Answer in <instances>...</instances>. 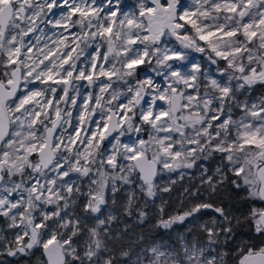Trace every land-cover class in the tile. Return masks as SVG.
I'll use <instances>...</instances> for the list:
<instances>
[{
  "label": "snow or ice",
  "instance_id": "snow-or-ice-1",
  "mask_svg": "<svg viewBox=\"0 0 264 264\" xmlns=\"http://www.w3.org/2000/svg\"><path fill=\"white\" fill-rule=\"evenodd\" d=\"M257 85L264 0H0V256L227 264L242 220L264 238ZM193 168L210 193L242 191L248 211L193 201L158 226L188 221L201 235L130 239L129 221L145 224L148 201L176 183L165 172ZM202 210L216 215L201 222ZM233 251L264 264V247Z\"/></svg>",
  "mask_w": 264,
  "mask_h": 264
},
{
  "label": "rangeland",
  "instance_id": "rangeland-1",
  "mask_svg": "<svg viewBox=\"0 0 264 264\" xmlns=\"http://www.w3.org/2000/svg\"><path fill=\"white\" fill-rule=\"evenodd\" d=\"M122 5L127 4L129 6V10H131L132 6L135 4V0H121ZM190 4L191 0H187ZM192 55L197 58L200 57L199 53H193ZM254 96H260L253 92ZM79 102V101H78ZM75 115V112H74ZM71 131V129H69ZM208 168V174H211L217 164L219 163L218 157H214L208 161L202 162ZM184 171L186 174L183 178L180 177L179 172ZM171 176L176 180V183L171 185L170 192H159L157 198L155 200H149L145 210L148 213L147 220L143 225H137L135 220H130L129 223L132 225L130 229V239L133 241L137 236H144L148 243H151L155 240L157 243L163 242L166 245L178 246V241L181 236H189L187 229H192V234L199 236L201 235L199 229L194 225L190 224L188 221H185L183 224L177 223L174 224L170 229H164L168 231L170 234V238L166 239V237L153 238L152 234L155 232V227H158V221L161 217L167 218L169 215H177L182 213L187 207L191 206L193 201H205L210 198V193L207 190V185L202 183V176L200 170L193 169H184L178 170L177 172L167 173L165 172L162 183L168 182V177ZM159 179V177H158ZM188 189L189 192H196L198 190L197 196H189L188 193H185V189ZM163 201V203H161ZM163 207V213L160 212V208ZM77 212H80L79 207L76 208ZM83 215V213H80ZM200 215V214H198ZM216 214L212 211L205 215L201 216V222L210 220L211 217ZM127 219L125 217H121V220ZM199 223V222H197ZM123 227V224L120 225ZM0 227H3L2 218H0ZM135 247V245H134ZM264 247V246H262ZM227 264H235L234 261H231L227 256L225 257ZM18 259L12 257H4L0 256V264H28L26 262H18ZM32 264H36L35 259L32 261Z\"/></svg>",
  "mask_w": 264,
  "mask_h": 264
},
{
  "label": "trees",
  "instance_id": "trees-1",
  "mask_svg": "<svg viewBox=\"0 0 264 264\" xmlns=\"http://www.w3.org/2000/svg\"><path fill=\"white\" fill-rule=\"evenodd\" d=\"M254 93L258 95H264V85H257ZM206 202H210L216 205L224 206L231 210V212L237 217L242 216L248 211L249 203L244 199V193L241 191L237 193L232 190L230 186H226V190L217 194H211L210 198L206 200ZM257 206H262L260 202H256ZM211 212V210H202L200 215H205ZM214 213V212H213ZM156 230L153 232V238L166 237V239L170 238V234L168 231L164 230L162 227H155ZM236 239L235 241L228 247V255L227 257L234 261L235 264H238L239 254L234 252L233 249L238 246H254L256 248L264 246V238L257 237L250 229L247 227L246 223L242 220L239 225H236L234 228Z\"/></svg>",
  "mask_w": 264,
  "mask_h": 264
},
{
  "label": "flooded vegetation",
  "instance_id": "flooded-vegetation-1",
  "mask_svg": "<svg viewBox=\"0 0 264 264\" xmlns=\"http://www.w3.org/2000/svg\"><path fill=\"white\" fill-rule=\"evenodd\" d=\"M37 255H39V253H37ZM15 259H18V258H15ZM29 259H32V261L34 260V258H23V257H21V258L18 259L19 260L18 262H26V263H28Z\"/></svg>",
  "mask_w": 264,
  "mask_h": 264
},
{
  "label": "water",
  "instance_id": "water-1",
  "mask_svg": "<svg viewBox=\"0 0 264 264\" xmlns=\"http://www.w3.org/2000/svg\"><path fill=\"white\" fill-rule=\"evenodd\" d=\"M262 206H264V205H262Z\"/></svg>",
  "mask_w": 264,
  "mask_h": 264
}]
</instances>
